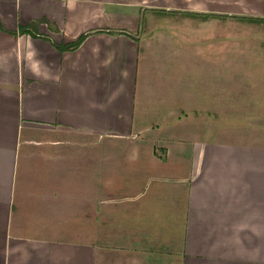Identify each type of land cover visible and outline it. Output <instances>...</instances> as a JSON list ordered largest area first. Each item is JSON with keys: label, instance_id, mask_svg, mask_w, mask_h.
Instances as JSON below:
<instances>
[{"label": "crops", "instance_id": "0c3cea01", "mask_svg": "<svg viewBox=\"0 0 264 264\" xmlns=\"http://www.w3.org/2000/svg\"><path fill=\"white\" fill-rule=\"evenodd\" d=\"M234 17L264 23V0H0V264H264V122L223 125L222 58L202 53ZM178 44L212 129L146 101L180 95L157 54ZM236 76L264 112V73ZM180 123L162 158L137 148Z\"/></svg>", "mask_w": 264, "mask_h": 264}, {"label": "rangeland", "instance_id": "374dc122", "mask_svg": "<svg viewBox=\"0 0 264 264\" xmlns=\"http://www.w3.org/2000/svg\"><path fill=\"white\" fill-rule=\"evenodd\" d=\"M220 35L221 47L220 49L217 48V56L214 55V50L212 48L207 49L202 53L204 57L208 58L212 62L215 60V58L218 57V55H220L222 58V70L224 80L222 93V113L220 115L222 117L223 125H226L227 123H230L234 120H245L247 122H252L255 126L260 125L259 123L264 122V112L258 111V107H255L254 105V110L250 108L252 106V103L247 102V98L244 97V94L246 92V88L244 86H246L245 84L247 83L245 81L241 82L237 80H230L229 78L232 76V74L238 75L235 78L246 79L247 77H257L258 75L264 73V23H262V21H255L253 19L248 18L245 19L240 17H234L232 21L230 19L224 18L222 33ZM209 42L211 46L215 43V40L212 39ZM181 46L182 45L180 44V48H175L173 52H170L169 50L168 54L166 53V50H164V54L162 53L163 51L161 53L157 52L160 57L165 58L166 56H168L169 58H174V61L176 63H174L173 65L170 64L169 67L172 70L174 69V82L175 85H178V87L176 86V92H179L180 95H175L173 97L167 98L149 97L146 99V101L150 102L151 100H159L163 101L164 104L167 105L166 101L172 102L173 100V109L172 106L169 104V112L174 113L175 120L182 121L183 117L188 116V114L190 113L189 120L191 122L195 123L201 120L202 123L205 122L204 125H206L208 129H212L214 128L215 123L218 122V120L220 119V115H215L214 113V93H210V90L207 89L209 88L207 85L205 90H202L201 93H198V91L196 90L195 93H192L190 98H188V96L185 97V99L187 100L184 101L185 105H187L188 102L190 103V111L187 107H184V95H182L183 82L182 79L179 78L182 77L180 76L182 74L181 61L183 53ZM197 51V49H192L190 53L194 56L195 52ZM210 73L212 75L214 74L213 69L212 71H210ZM246 75L248 76L246 77ZM250 82L252 83L253 81ZM257 83L261 82H255V84ZM232 85L234 87H232ZM240 88L241 91L239 90ZM261 88L262 87H260V89ZM232 89L236 90V92H234L232 95L235 96L233 101V97L231 96ZM239 94H243V97L238 96ZM152 106L155 109L157 108V106L151 105L150 103L144 104V111L153 110ZM215 119L217 121H215ZM181 124L182 123L175 125L173 128L169 129H144L143 137H141L140 139H138L139 137L135 139V143H137V148H139L142 153H144V155L151 154L157 158H162V156L166 154V147H164L166 145V142H173V140H177V137H181L183 135V128L181 127ZM134 137L135 136H133L132 140L130 139L129 141H133ZM131 145V142H128L127 138L123 139V141L111 140L109 145L110 153L112 157H118L120 153H123L125 151L130 152L129 149ZM149 168L154 169L156 167L154 165H150ZM149 198L150 196H147V199Z\"/></svg>", "mask_w": 264, "mask_h": 264}, {"label": "trees", "instance_id": "16d2710c", "mask_svg": "<svg viewBox=\"0 0 264 264\" xmlns=\"http://www.w3.org/2000/svg\"><path fill=\"white\" fill-rule=\"evenodd\" d=\"M18 33L23 34V33H28V32H26V30L24 28H19ZM30 35L33 36L34 34H30ZM82 39H83V36H80L74 43H72L68 46H64L60 49L75 48L82 41Z\"/></svg>", "mask_w": 264, "mask_h": 264}]
</instances>
